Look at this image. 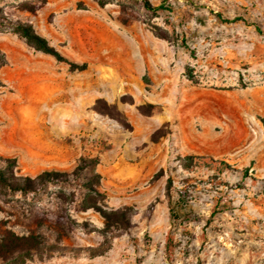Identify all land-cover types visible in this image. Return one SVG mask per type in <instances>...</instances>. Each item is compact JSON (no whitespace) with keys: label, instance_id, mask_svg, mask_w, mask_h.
<instances>
[{"label":"rangeland","instance_id":"374dc122","mask_svg":"<svg viewBox=\"0 0 264 264\" xmlns=\"http://www.w3.org/2000/svg\"><path fill=\"white\" fill-rule=\"evenodd\" d=\"M149 1L0 0V156L31 177L96 156L125 216L80 181L0 186V264H264V0Z\"/></svg>","mask_w":264,"mask_h":264},{"label":"trees","instance_id":"16d2710c","mask_svg":"<svg viewBox=\"0 0 264 264\" xmlns=\"http://www.w3.org/2000/svg\"><path fill=\"white\" fill-rule=\"evenodd\" d=\"M140 6L146 12L155 13L159 9H164L162 4L152 5L149 0H139ZM14 31L23 37L25 41L33 46L35 49L44 53L52 55L57 61H63L69 65L71 69H82L84 63H77L73 60H69L63 56L58 50L48 43L45 37L38 34L33 27L28 23L15 22L13 23ZM164 37V36H161ZM191 77V74H187ZM191 158V157H190ZM98 163L96 156H81L79 162L71 171H59V170H44L35 176L28 175L17 176L14 174L12 168L16 166L15 158H3L0 156V186L10 192H19L21 194L37 193L48 185L56 183L72 184L81 182V186L86 191V197L89 202L83 204V208H93L99 211L105 219L111 216L120 215V218L125 221V216L122 212L111 211L106 212L101 209L96 202L97 196H101V192L98 190L99 174L95 170V166ZM91 173L89 178L85 171ZM90 179V180H89ZM94 181V182H93ZM171 218L177 219L176 211L171 207ZM118 215V218H119ZM30 256V251L20 252L18 258H12L7 261V264H22Z\"/></svg>","mask_w":264,"mask_h":264}]
</instances>
